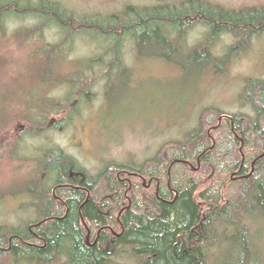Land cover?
Instances as JSON below:
<instances>
[{
  "label": "trees",
  "instance_id": "1",
  "mask_svg": "<svg viewBox=\"0 0 264 264\" xmlns=\"http://www.w3.org/2000/svg\"><path fill=\"white\" fill-rule=\"evenodd\" d=\"M25 1L0 0V52L14 37L22 46L39 43L37 54L42 53L45 62L32 78L35 89L16 76L0 90V152L7 151L1 156L10 155L23 169L29 163L37 166L32 180L22 181L23 190L11 195L27 197L26 209L35 210L38 217L27 229L0 223V264H122L127 256L136 260L134 264H213V254L233 241V233L238 234L234 238L241 253L237 264H264L263 80L250 79L244 96L257 117L209 108L187 141L167 143L158 156L141 165L109 163L97 176L62 148L44 150L33 159L22 154L23 138L16 144L9 140V126L18 121L12 115L13 99L32 109L30 116L21 117L39 128L30 136L49 132L41 128L68 109L52 94L67 84L60 66L64 51L79 36L93 35L113 44L108 53L115 55L114 60L106 64V59H94L88 68L105 65L110 85L115 74L132 70L125 63L129 42L136 45L140 60L152 57L183 65L182 59L191 56L192 62L210 63L207 71L211 72L229 67L234 57L248 53L255 40L264 37V7L234 11L209 0H169L156 6H131L112 20H100L79 16L52 0L27 5ZM30 18L41 24L11 33L12 19ZM202 26L209 30L207 37L189 52V35ZM52 27L63 31V42H47L46 31ZM226 36L237 39V44L229 55L219 58L216 49ZM13 62L0 54V70L8 71ZM81 77L76 85L94 90L96 78H89L86 71ZM41 85L49 89L39 91ZM86 90L75 91V98L90 96ZM225 116L233 119L221 125ZM74 120L75 114L53 130H66ZM201 163L202 170H196ZM84 180L86 187L96 191L84 209L86 218L80 213L88 199L85 192L59 188L71 205L69 217L61 202L55 208L48 204L58 187ZM86 224L94 235L103 230L96 247L87 243ZM125 229L127 234L122 236Z\"/></svg>",
  "mask_w": 264,
  "mask_h": 264
},
{
  "label": "rangeland",
  "instance_id": "2",
  "mask_svg": "<svg viewBox=\"0 0 264 264\" xmlns=\"http://www.w3.org/2000/svg\"><path fill=\"white\" fill-rule=\"evenodd\" d=\"M41 1L26 0L24 4H40ZM52 1L61 3L79 16L112 20L113 15H123L131 6H156L169 0ZM170 1L182 3L187 0ZM209 1L234 11L264 7V0ZM40 24L41 21L35 18L12 19L10 30L15 35L22 29L34 28ZM208 32L202 26L190 33L189 52L206 39ZM11 39L0 52L2 56L14 61L8 71L0 70V90L16 76L35 89L37 83H33L32 78L45 62L43 54H37L41 45L30 41L22 46L14 37ZM64 39L65 35L58 27L46 31V40L50 44H59ZM236 44L237 39L226 36L216 49L217 56L226 57ZM112 47L113 44L106 40L86 35L79 36L75 44L64 51L60 70L61 77L67 80V84L53 90L52 97L65 104L68 109L53 116L47 127L41 128L49 131L46 134L27 135L39 129L21 118L30 116L32 109L17 105L19 99L10 102L15 108L13 118L18 121L9 126V140L16 144L18 138H23L26 149L22 154L25 157L36 159L44 150L62 148L93 176H97L109 163L141 165L158 156L167 143L187 141L200 128L203 114L209 108L223 109L229 115L246 114L257 117L256 110L247 104L244 96L250 79L264 81V37L255 40L251 51L234 57L229 67L211 72L207 71L211 67L210 63L205 65V62H192L191 56L182 59L183 65L152 57L140 60L136 45L129 42L125 49V63L132 70L121 76L115 74L110 85L109 69L106 70L105 65H97L95 70L88 68L93 65L94 59H106V64L114 60L115 55L108 53ZM225 69L226 73L223 71ZM85 71L89 78H96L94 90H86L75 83ZM48 89L47 85H41L38 90ZM77 90H86L90 96L75 98L78 93L75 95L74 92ZM73 114L75 120L72 126L66 130H53ZM2 153L9 154L7 151L0 152V223L27 229L28 223L37 220L38 214L33 209H26V202H29L27 197H15L11 193L23 190L25 182L22 181H31L37 166L29 163L23 169L10 155L4 157L1 156ZM18 181H21L20 184L16 183ZM233 234L234 237L238 236L237 233ZM234 237L233 241L213 254V264H237L240 261L239 242ZM261 251L264 253V240ZM135 261L133 257L127 256L121 263L134 264Z\"/></svg>",
  "mask_w": 264,
  "mask_h": 264
},
{
  "label": "bare ground",
  "instance_id": "3",
  "mask_svg": "<svg viewBox=\"0 0 264 264\" xmlns=\"http://www.w3.org/2000/svg\"><path fill=\"white\" fill-rule=\"evenodd\" d=\"M202 168H203V166H202V163H201V167L200 168H196V170L201 171ZM255 172H256V166H255L254 173ZM73 175L74 176H77L76 173H74ZM146 185H148V182H146ZM86 186H87L86 185V181L84 180V181L77 182L76 185L75 184L74 185H71V186L70 185H63L61 187V189H66V188H68V189H74V190H77L79 192H85V193L88 194L87 202H85V204L82 205V209L80 211L82 218H86L85 217L84 209L92 201V199H93V197L95 196V193H96V191H92L89 187H86ZM59 202H61L62 204H64L66 206L67 213H66V216L65 217H69L70 214H71V205L67 201V199L65 198V195L64 194L60 195L59 192H57V194L55 193L53 195V198L50 199V201H49L48 204H52V207L55 208V207H59ZM107 214L109 215V213H107ZM41 225H43V224H41ZM37 226H39V225H37ZM86 226H87V229H88V232H89V235L87 237V243H88V245L90 247H96L99 244V242H100V240L102 238L103 230H101L98 234H95L94 235V232H93L92 227L90 225H88V224H86ZM125 234H127L126 229H125V233L122 236H124Z\"/></svg>",
  "mask_w": 264,
  "mask_h": 264
},
{
  "label": "water",
  "instance_id": "4",
  "mask_svg": "<svg viewBox=\"0 0 264 264\" xmlns=\"http://www.w3.org/2000/svg\"><path fill=\"white\" fill-rule=\"evenodd\" d=\"M226 119H233L232 117H230V116H225L223 119H222V123H221V125H223V122H224V120H226ZM264 158V157H263Z\"/></svg>",
  "mask_w": 264,
  "mask_h": 264
},
{
  "label": "flooded vegetation",
  "instance_id": "5",
  "mask_svg": "<svg viewBox=\"0 0 264 264\" xmlns=\"http://www.w3.org/2000/svg\"><path fill=\"white\" fill-rule=\"evenodd\" d=\"M74 178H75V176H74ZM151 186H153V183L151 184ZM59 188H61V187H58V189H56L54 193L57 194V192H59ZM55 218H59V217H55ZM121 218H122V217H121Z\"/></svg>",
  "mask_w": 264,
  "mask_h": 264
}]
</instances>
